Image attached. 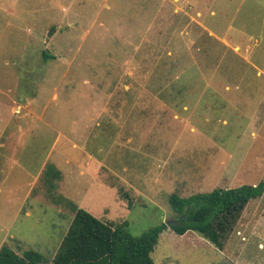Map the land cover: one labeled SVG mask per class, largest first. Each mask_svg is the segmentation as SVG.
Segmentation results:
<instances>
[{"label":"rangeland","instance_id":"1","mask_svg":"<svg viewBox=\"0 0 264 264\" xmlns=\"http://www.w3.org/2000/svg\"><path fill=\"white\" fill-rule=\"evenodd\" d=\"M261 181L264 0H0V247L53 255L73 204L141 235L174 191ZM241 216L224 251L162 231L153 264H264V194Z\"/></svg>","mask_w":264,"mask_h":264},{"label":"trees","instance_id":"2","mask_svg":"<svg viewBox=\"0 0 264 264\" xmlns=\"http://www.w3.org/2000/svg\"><path fill=\"white\" fill-rule=\"evenodd\" d=\"M50 56L43 52L45 60ZM164 97L159 96L160 99ZM263 194V181L189 196L174 191L168 200L178 215L176 221L162 222L141 235L131 234L126 221H103L73 204L74 215L53 255L46 257L38 250L23 246L22 249L18 244V249L22 250L19 253L10 243H5L0 247V264H153L151 252L160 233L166 229L179 235L195 231L224 251L250 201ZM122 195L130 198L127 192Z\"/></svg>","mask_w":264,"mask_h":264},{"label":"crops","instance_id":"3","mask_svg":"<svg viewBox=\"0 0 264 264\" xmlns=\"http://www.w3.org/2000/svg\"><path fill=\"white\" fill-rule=\"evenodd\" d=\"M187 233H190V231H188ZM193 236H195L196 237V235L195 234H192ZM199 238H200V236H199ZM193 239V238H192ZM191 239V240H192ZM197 241H199V240H197V238L195 239V242H193V244H194V247L195 248H204V247H206L205 245L203 246V244H205V243H203V242H197ZM204 242H205V240H203Z\"/></svg>","mask_w":264,"mask_h":264}]
</instances>
